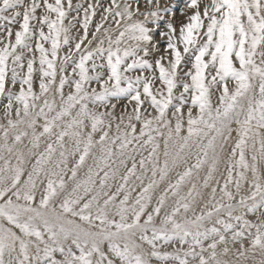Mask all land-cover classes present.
Returning <instances> with one entry per match:
<instances>
[{"label":"snow or ice","instance_id":"1","mask_svg":"<svg viewBox=\"0 0 264 264\" xmlns=\"http://www.w3.org/2000/svg\"><path fill=\"white\" fill-rule=\"evenodd\" d=\"M0 264H264V0H0Z\"/></svg>","mask_w":264,"mask_h":264}]
</instances>
